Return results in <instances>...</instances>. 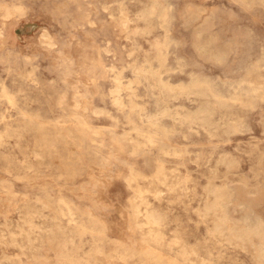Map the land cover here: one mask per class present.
Masks as SVG:
<instances>
[{
	"label": "rangeland",
	"instance_id": "374dc122",
	"mask_svg": "<svg viewBox=\"0 0 264 264\" xmlns=\"http://www.w3.org/2000/svg\"><path fill=\"white\" fill-rule=\"evenodd\" d=\"M193 263L264 264V0H0V264Z\"/></svg>",
	"mask_w": 264,
	"mask_h": 264
},
{
	"label": "bare ground",
	"instance_id": "6f19581e",
	"mask_svg": "<svg viewBox=\"0 0 264 264\" xmlns=\"http://www.w3.org/2000/svg\"><path fill=\"white\" fill-rule=\"evenodd\" d=\"M239 3V2H238ZM150 4V3H149ZM153 5V4H152ZM156 7H158L159 5L156 3ZM154 5L152 6V8H150L152 11H155L154 10ZM162 9V8H161ZM160 9V11H162L163 12V10H161ZM169 9V8H168ZM150 10V12H152ZM158 11V10H157ZM159 13V12H158ZM157 13V14H158ZM164 14V13H163ZM162 14V17L164 16ZM148 15H151V13L150 14H148ZM159 16V15H158ZM161 17V16H160ZM161 17V18H162ZM165 18H166V16H164ZM163 17V18H164ZM135 18V17H134ZM159 18V17H158ZM157 18V19H158ZM3 19V18H2ZM4 20V19H3ZM152 20V19H151ZM162 20V19H161ZM164 20V19H163ZM162 20V21H163ZM167 20V19H166ZM161 22V21H160ZM162 23V22H161ZM165 23H166V21H165ZM204 24V23H203ZM203 26V25H202ZM154 27V26H153ZM158 28V27H157ZM163 36V35H162ZM165 41V40H164ZM162 43V42H161ZM155 76V75H154ZM158 76V75H157ZM158 80V79H157ZM161 83V82H160ZM159 83V85H162V84H160ZM252 85V84H251ZM128 87V86H127ZM163 88V87H162ZM184 88V87H183ZM254 89V88H253ZM185 90V89H184ZM194 94V93H193ZM216 95V94H215ZM7 98V97H6ZM226 100V99H225ZM230 101V100H229ZM233 102V101H232ZM9 103V102H8ZM240 105V104H239ZM118 107V106H117ZM84 126V125H83ZM227 130V129H226ZM140 140V139H139ZM150 140V139H149ZM176 156V155H175ZM129 174V173H128ZM162 177V176H161ZM164 177V176H163ZM140 178V177H139ZM142 180V179H141ZM155 180V179H154ZM160 180V179H159ZM128 182V181H127ZM161 182V181H160ZM134 183H135V181H134ZM8 184V183H7ZM135 186V185H134ZM147 187H148V185H147ZM162 187V186H161ZM171 190V189H170ZM169 190V191H170ZM168 191V192H169ZM144 194H146V193H144ZM156 195V194H155ZM156 197V196H155ZM33 202H36V201H33ZM140 202V201H139ZM46 203V202H45ZM39 205H41V204H39ZM142 206V205H141ZM222 207V206H221ZM135 208V207H134ZM138 210H139V208H138ZM137 212V211H136ZM148 212V211H147ZM222 213L224 214V220H226V216H225V212H224V210H222ZM145 219H143V220H145V225H148L149 226V228L151 229L152 227H154V226H158L159 225V222H160V218L157 216V214H155V213H146L145 215ZM202 218V217H201ZM87 219V218H86ZM53 222V221H52ZM224 222V221H223ZM92 223V222H91ZM244 223V222H243ZM248 223V222H247ZM144 225V224H143ZM144 225V227H146ZM248 227V226H247ZM138 228V227H137ZM212 228V227H211ZM213 229V228H212ZM246 229V228H245ZM250 229V228H249ZM248 229V230H249ZM27 230V229H26ZM216 230V229H215ZM217 230H218V228H217ZM221 230V229H220ZM248 230H236V229H232L231 231H230V236H232V237H234V238H239V239H244L245 238V236L250 232V230L248 231ZM255 230H260V228L259 227H256L255 228ZM150 231V230H149ZM261 231V230H260ZM90 232V231H89ZM97 232V231H96ZM10 233V232H9ZM26 234V233H25ZM16 235V234H15ZM63 235V234H62ZM95 235V234H94ZM169 235V234H168ZM13 236V235H12ZM11 236V237H12ZM26 236H28V235H26ZM75 236V235H74ZM18 237V236H17ZM89 241H91V240H89ZM230 243V242H229ZM70 245V244H69ZM182 248V247H181ZM74 249V248H73ZM183 252V251H182ZM185 252V251H184ZM183 252V253H184ZM69 253V252H68ZM124 253V252H123ZM120 257V256H119ZM186 258V257H185ZM111 260V259H110ZM65 261V260H64ZM74 261V260H73ZM183 261V260H182ZM185 261V260H184ZM201 261V260H200ZM192 263V262H191ZM194 264V263H193ZM201 264V263H200Z\"/></svg>",
	"mask_w": 264,
	"mask_h": 264
}]
</instances>
